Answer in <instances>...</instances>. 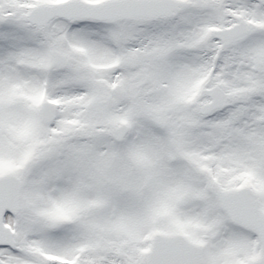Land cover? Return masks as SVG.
<instances>
[{
	"label": "snow or ice",
	"instance_id": "snow-or-ice-1",
	"mask_svg": "<svg viewBox=\"0 0 264 264\" xmlns=\"http://www.w3.org/2000/svg\"><path fill=\"white\" fill-rule=\"evenodd\" d=\"M0 264H264V0H0Z\"/></svg>",
	"mask_w": 264,
	"mask_h": 264
}]
</instances>
